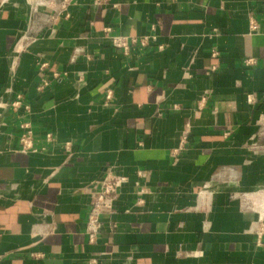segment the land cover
Segmentation results:
<instances>
[{"label": "crops", "instance_id": "0c3cea01", "mask_svg": "<svg viewBox=\"0 0 264 264\" xmlns=\"http://www.w3.org/2000/svg\"><path fill=\"white\" fill-rule=\"evenodd\" d=\"M63 1L0 0V264H264V0ZM107 26L157 41L124 56ZM112 167L129 182L90 244Z\"/></svg>", "mask_w": 264, "mask_h": 264}, {"label": "built area", "instance_id": "2783aa9c", "mask_svg": "<svg viewBox=\"0 0 264 264\" xmlns=\"http://www.w3.org/2000/svg\"><path fill=\"white\" fill-rule=\"evenodd\" d=\"M96 5H109L111 4L110 0H96ZM50 7L53 6L55 10H62L64 12L67 11V7L69 5V0H64L60 4H56L54 2L49 3ZM118 5L113 4V8H117ZM251 32L257 33L259 31L257 24L254 21H251L250 24ZM104 38L109 43V45L120 51L124 56H130L133 50L137 47H147L150 42H156L157 36H123L117 35L114 33L112 27L107 26L104 28ZM162 51L163 46H159L158 48ZM80 52H77L73 57V62L77 60V55ZM247 64H252L253 60L246 61ZM131 70L133 68H130ZM56 76V75H55ZM113 92L109 90L105 96L106 101L109 102L113 99ZM202 102H205V98H203ZM16 106H22L21 99L15 103ZM25 109L28 111V106H25ZM23 129L25 130L22 136L20 137V149L24 153H34L37 152V149L34 146V138L33 131L31 130V126L29 123H25L23 125ZM189 129L185 130L180 138L179 146L172 151L173 157H179L182 152H184L187 148L189 141ZM47 140L51 141L52 136L48 135ZM66 148L70 149V144L66 145ZM144 176V172L137 171V177L140 181ZM129 182V178L127 175L119 173L114 167L106 170L100 178H98L94 182V190L90 195L89 202V211L86 220V235L88 237V242L90 244H96L103 233V218L106 216H112L116 213V206L118 200L120 198L122 188L127 185ZM145 193L144 190L139 192V195H143ZM141 202V201H139ZM196 210L204 211L210 210V201L207 200V188L206 186L201 190L198 194ZM258 243L262 244V240L264 237V224L260 231L257 233ZM41 257V256H36ZM88 264H101L99 259L93 257L89 260Z\"/></svg>", "mask_w": 264, "mask_h": 264}]
</instances>
